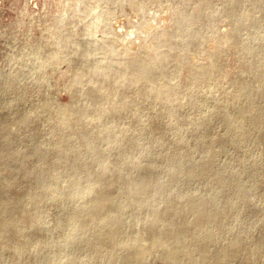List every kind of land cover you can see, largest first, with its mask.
<instances>
[{
    "label": "rangeland",
    "instance_id": "obj_1",
    "mask_svg": "<svg viewBox=\"0 0 264 264\" xmlns=\"http://www.w3.org/2000/svg\"><path fill=\"white\" fill-rule=\"evenodd\" d=\"M205 231L206 264H264V0H0V264H123L143 232L137 264H205Z\"/></svg>",
    "mask_w": 264,
    "mask_h": 264
},
{
    "label": "bare ground",
    "instance_id": "obj_2",
    "mask_svg": "<svg viewBox=\"0 0 264 264\" xmlns=\"http://www.w3.org/2000/svg\"><path fill=\"white\" fill-rule=\"evenodd\" d=\"M138 76L139 77H143L145 78L148 74V64L147 63H144L143 65H140L138 67ZM242 89V88H241ZM156 179V177L154 178ZM105 180V176L103 175H99V176H95L92 181L93 183H102L103 181ZM145 182H149L151 183L153 181V179H146L144 180ZM144 191V185L141 186L140 185H134V184H131L130 186L127 187V195L130 196L131 198H133V195H135L136 193H143ZM91 191H89L90 193ZM107 197L113 195L112 193H109L108 194H105ZM135 204L138 205L141 201H143L142 199H137V198H134L133 199ZM105 196L104 195H97L94 199V202L92 203V205L90 206V208L92 210H97V209H100V207L102 208H105L106 204H105ZM116 204H112L111 206H115ZM83 208H86V209H83L79 212V215L83 212H86L88 210H91L89 207H83ZM200 215H198L197 219H200V218H204V217H201L203 214H205L204 212H201L199 211L198 212ZM78 215V216H79ZM207 216H210V217H216V218H219L221 219L222 218V215L221 214H216L215 212H212V213H208ZM96 220H98V223L104 227L105 226H112L114 229H116V233L119 232L123 226L122 224V221L120 219V216L118 215H115L114 218H105L104 216H102L101 214H99L98 216L95 217ZM200 220L198 221V223L196 224L195 227H193L194 230H189V224L182 221L178 224V230H176V225H171L169 227V230L167 231V235H170V234H173L175 231H179V234L177 235L176 238H173L174 239V242L175 244H181V241L184 240V238L188 235H196L197 233H201V231H204L206 230L202 225L199 224ZM147 224L149 225V227H154L158 224V218L157 219H153V220H149L147 222ZM3 226V224L1 225ZM81 226H84L83 223H80L79 225L75 226L73 228V232H75L79 227ZM149 227H146V228H149ZM206 231L202 234V238L199 240V242L195 243L193 245V248L192 250H195V248H198L199 246H201V248L203 249L202 253H203V256H202V260H203V263H208V261L211 260L212 258V253H210V250H207V247H205V244L207 243V238L205 234ZM145 232L139 234L138 236H136L131 243H128L127 245H125V247H128V246H141L142 247V250L140 252V255L139 257L136 259V260H125V263L123 264H137V263H141L143 261H145L148 257H152V256H157L158 254L162 255V256H165V254H162L160 251V253L158 252L157 250V246L160 245V243H162L160 240H153L150 242V240H148V238L145 236ZM212 240H214L212 238ZM107 241V240H106ZM236 241V240H235ZM131 244V245H130ZM237 245V244H235ZM172 248V247H170ZM174 248V247H173ZM163 249V248H162ZM169 248H167L166 250H168ZM171 250V249H170ZM185 252L187 253V250H185ZM192 251H189V253H191ZM159 255V256H160ZM238 255V252H237V249L236 248H231L230 250H227L224 255L220 258V261L219 262H214L213 264H227L229 262V260L235 258L236 256ZM249 256L250 254H245V259H244V263L242 264H252L250 261H246L247 259H249ZM178 258V259H177ZM180 259V257H176L173 259V263H176L178 262ZM66 264H69V263H66Z\"/></svg>",
    "mask_w": 264,
    "mask_h": 264
}]
</instances>
